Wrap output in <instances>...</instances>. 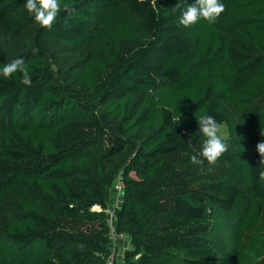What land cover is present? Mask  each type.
Masks as SVG:
<instances>
[{
	"label": "trees",
	"instance_id": "16d2710c",
	"mask_svg": "<svg viewBox=\"0 0 264 264\" xmlns=\"http://www.w3.org/2000/svg\"><path fill=\"white\" fill-rule=\"evenodd\" d=\"M25 2L0 0V52L12 45L0 67L22 58L31 74V86L0 76V200L19 204L0 264H107L119 175L118 264H264V0H221L216 23L189 28L178 19L195 0H60L50 30ZM43 42L75 55L67 69ZM205 114L228 150L214 165L191 163L202 149L175 157L204 140ZM129 149L113 179L107 162Z\"/></svg>",
	"mask_w": 264,
	"mask_h": 264
},
{
	"label": "clouds",
	"instance_id": "9594fccd",
	"mask_svg": "<svg viewBox=\"0 0 264 264\" xmlns=\"http://www.w3.org/2000/svg\"><path fill=\"white\" fill-rule=\"evenodd\" d=\"M25 11L34 19L36 25L43 29H51L61 13L60 0H26L23 5ZM63 9L71 12L70 6L65 3ZM181 4L178 2L173 10H180ZM225 11V5L221 0H195V3L183 9L178 19L179 25L189 28L204 20L208 24L217 22L221 14ZM20 75V83L31 86V74L29 68L22 58L13 59L11 62L0 67V76L4 79H11L15 74ZM198 120L199 133L204 138L200 159L196 155L191 157L193 165H203L205 161L209 165H214L217 160L228 150L227 144L221 135V124L211 115H201ZM264 135V133H262ZM256 150L260 159L258 179L264 182V141L256 145Z\"/></svg>",
	"mask_w": 264,
	"mask_h": 264
},
{
	"label": "rangeland",
	"instance_id": "374dc122",
	"mask_svg": "<svg viewBox=\"0 0 264 264\" xmlns=\"http://www.w3.org/2000/svg\"><path fill=\"white\" fill-rule=\"evenodd\" d=\"M98 14L100 15V13ZM42 44L44 49H46V52L48 53V62L51 65L52 69L58 73L61 70L64 71L65 69H67L66 67H68L70 60L73 59L72 57H74L75 55L72 56L71 51L68 52L67 47H63L57 42L49 43V45L48 43L44 42ZM87 48H84L81 54L79 53L78 61L79 59H82L86 56V54L88 53ZM11 49L12 45H9L7 47L5 46L4 49L0 52V56L5 58L6 56L10 55ZM259 103L260 106L264 107V98L259 100ZM221 135L223 139L227 137L226 130L223 126H221ZM203 143L204 140L196 146L189 147L183 150L182 153L176 155L175 157H180L181 155L183 157L196 154L202 149ZM130 151L131 150L129 149L119 157L113 158L112 160H109V162H107L108 164H106V173H114L113 179L120 173L121 168L126 164V157L130 153ZM93 165L94 164H92L91 166L93 167ZM18 208L19 204L10 196H6L2 200H0V233L3 232L6 226V221L18 211ZM226 239L227 238L225 234H219L216 236L215 241L218 251H222L225 248L224 243Z\"/></svg>",
	"mask_w": 264,
	"mask_h": 264
},
{
	"label": "built area",
	"instance_id": "2783aa9c",
	"mask_svg": "<svg viewBox=\"0 0 264 264\" xmlns=\"http://www.w3.org/2000/svg\"><path fill=\"white\" fill-rule=\"evenodd\" d=\"M113 189V200L110 204V207L104 210L105 214L107 215L106 222L108 224V239L112 244L110 254L107 258V264L121 263L123 252L127 249L128 246L126 245L128 244L127 236L123 233L116 232L114 227L115 210L121 203L120 196L123 189V181L120 175L116 178ZM94 210L100 212L102 209L97 206L94 207Z\"/></svg>",
	"mask_w": 264,
	"mask_h": 264
}]
</instances>
